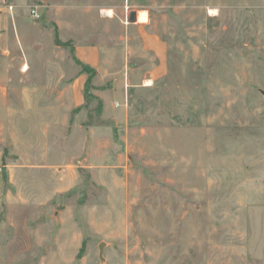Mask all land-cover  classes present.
Instances as JSON below:
<instances>
[{
	"label": "rangeland",
	"instance_id": "1",
	"mask_svg": "<svg viewBox=\"0 0 264 264\" xmlns=\"http://www.w3.org/2000/svg\"><path fill=\"white\" fill-rule=\"evenodd\" d=\"M24 2L0 40V264H264L243 208L264 185V0ZM37 6H64L91 42L132 41L128 59L154 71L140 32L121 28L130 11L147 13L163 73L114 87L95 75L86 101L88 75L54 74L56 26L30 17ZM63 87L64 112L53 104Z\"/></svg>",
	"mask_w": 264,
	"mask_h": 264
},
{
	"label": "crops",
	"instance_id": "2",
	"mask_svg": "<svg viewBox=\"0 0 264 264\" xmlns=\"http://www.w3.org/2000/svg\"><path fill=\"white\" fill-rule=\"evenodd\" d=\"M32 1H39L41 0H32ZM18 3H21L19 6ZM19 6V7H18ZM24 6H26V3L24 0H0V40H2L3 34L6 29L10 27L16 26V20L19 18L20 11H17L18 9H23ZM38 7V6H37ZM64 6L58 7L55 10H50V11H45L44 6H40L37 8L38 13L41 15V18L43 21H41V24L43 26L47 27L48 24L50 23V20L53 18V22L57 28V31L60 32V41L61 42H67L71 41L72 43V53L69 50V53L72 59L71 62V68L69 70H64L63 65H64V49L63 47H57L53 46V49L51 50L52 55L60 56V60H53L52 66L54 67V74L55 75H81L80 80L84 81V76L86 75L85 73L81 72L80 66H78L74 60L79 61L83 65H86L93 69L96 72V75H113V77L110 79L113 81V84H111L113 87L116 84V81L120 77V75H126V82H131L137 80L138 75H157L158 73H163L164 67L166 65V51L164 44L156 39H149L148 36L143 34V30L146 28V23L143 22H138L137 20V15L139 12L135 11V22L134 23H127L128 25H122L123 31L127 30H137V32H140L142 39L139 41L138 48L140 49V53L142 54V51H144L145 58L148 56V50L149 48L152 49L154 52L156 59V62H158V68L156 70L150 71L148 68H145L144 70L141 68L142 65V60L143 59H137V61H130L128 57L130 54H128V44L133 46L132 41H120V44L110 47L108 43L104 44H97L94 42H91L89 39H85L84 36L81 35H76L74 33V22L69 21L66 22L64 20V15H66L65 10L63 8ZM131 12V11H130ZM129 12V13H130ZM128 13V14H129ZM69 14V13H67ZM113 15L111 13L106 15L104 18L105 21H110ZM128 18V15H127ZM36 23V22H34ZM67 23L68 25H65ZM40 23H36L35 31L38 33L40 32L39 28ZM66 28V29H65ZM73 28V29H72ZM71 29L73 33L69 35V30ZM62 33L63 36L62 37ZM59 34V33H58ZM59 37V35H58ZM151 40V41H150ZM127 42V43H126ZM20 45L22 46V43L19 42ZM54 43V42H53ZM24 46H27L29 49H34L33 51L30 50V54L38 55L37 49H40L42 47V43L38 40H31L28 42L24 43ZM140 54V56H141ZM8 55V52L6 50L5 42H0V56L1 57H6ZM21 65H24L23 62L18 66V69L20 68ZM29 63L27 62L26 65L23 67V71H20L21 74L25 75L27 73L26 69ZM139 67V68H137ZM26 68V69H25ZM37 70V69H36ZM35 70V72H36ZM78 82V84H77ZM76 93L75 97L71 99L76 105H79L80 103V95L79 91L82 90L80 88L83 87L82 82L79 84V79L76 80ZM131 86H135V84H130ZM35 90V89H34ZM60 96L53 101V104L59 105L60 108L64 112V87L60 91ZM28 92L24 91L23 95H26ZM21 94L18 93V96ZM102 104L103 107L110 108L112 102L105 101L102 97ZM116 103V102H115ZM117 107L120 106V104L116 103ZM113 105V104H112ZM124 109L118 110L119 114L123 111ZM125 118V117H124ZM63 124V122H62ZM264 182V181H263ZM261 190V195L262 198L256 202L255 200L251 202H245L243 204V208H246L247 215L244 217V224H246L247 228V234H251V238L258 239V240H263L264 238L260 237L259 234H264V226L261 224L259 227L260 223H264V185L260 189ZM241 206V203H240ZM242 207V206H241Z\"/></svg>",
	"mask_w": 264,
	"mask_h": 264
},
{
	"label": "trees",
	"instance_id": "3",
	"mask_svg": "<svg viewBox=\"0 0 264 264\" xmlns=\"http://www.w3.org/2000/svg\"><path fill=\"white\" fill-rule=\"evenodd\" d=\"M53 42H54V45L57 46V47H63V48H66V49H69L70 52L72 53V43L71 41H67V42H61L60 39L58 38V34H57V28L54 27V36H53ZM73 60L74 62L80 66L81 68V72L85 73L86 75H88V78H87V81L85 83V86H84V90H83V95H84V99L86 101L90 100V99H94L93 97H91L88 93L89 89H90V86H89V82L91 80V78H93L95 75H96V72L91 69L90 67L86 66V65H83L82 63H80L79 61L75 60L74 57H73ZM101 101H98V107L101 108ZM97 107V108H98ZM82 253V250L80 249V251L78 252V255L77 257H79Z\"/></svg>",
	"mask_w": 264,
	"mask_h": 264
},
{
	"label": "built area",
	"instance_id": "4",
	"mask_svg": "<svg viewBox=\"0 0 264 264\" xmlns=\"http://www.w3.org/2000/svg\"><path fill=\"white\" fill-rule=\"evenodd\" d=\"M29 15L34 20H39L41 18V15L38 13L37 9H30ZM4 164L2 163V160L0 158V173L2 174L4 172Z\"/></svg>",
	"mask_w": 264,
	"mask_h": 264
},
{
	"label": "clouds",
	"instance_id": "5",
	"mask_svg": "<svg viewBox=\"0 0 264 264\" xmlns=\"http://www.w3.org/2000/svg\"><path fill=\"white\" fill-rule=\"evenodd\" d=\"M211 14H216L215 12L211 13ZM138 22H143V23H147V13H142L139 18H138Z\"/></svg>",
	"mask_w": 264,
	"mask_h": 264
},
{
	"label": "water",
	"instance_id": "6",
	"mask_svg": "<svg viewBox=\"0 0 264 264\" xmlns=\"http://www.w3.org/2000/svg\"><path fill=\"white\" fill-rule=\"evenodd\" d=\"M135 11H131L128 14L127 23H134L135 22Z\"/></svg>",
	"mask_w": 264,
	"mask_h": 264
},
{
	"label": "bare ground",
	"instance_id": "7",
	"mask_svg": "<svg viewBox=\"0 0 264 264\" xmlns=\"http://www.w3.org/2000/svg\"><path fill=\"white\" fill-rule=\"evenodd\" d=\"M142 13H145V12H139V13H138V15H137V20H138L139 16H140Z\"/></svg>",
	"mask_w": 264,
	"mask_h": 264
}]
</instances>
